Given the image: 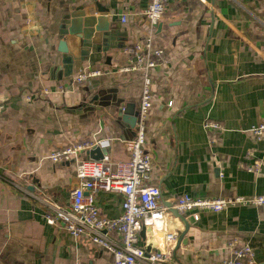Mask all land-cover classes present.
<instances>
[{"label":"crops","instance_id":"obj_1","mask_svg":"<svg viewBox=\"0 0 264 264\" xmlns=\"http://www.w3.org/2000/svg\"><path fill=\"white\" fill-rule=\"evenodd\" d=\"M148 1L0 0V264H112L109 250L46 222L51 205L66 207L78 184L74 163L53 162L49 154L93 140L110 159H125L142 79L119 69L126 47L148 34ZM89 4L106 9L117 46L68 70L57 27L63 13ZM152 38L162 58L150 74L145 182L159 186L172 207L182 193L264 195V140L250 131L264 117V0H169ZM81 68L101 74L73 83ZM91 194L103 216L119 215L120 193ZM180 214L186 230L168 208L164 220L142 224L138 245L159 249L164 233L173 232L176 243L182 239L163 264H223L248 243L251 264H264V206L202 210L197 219Z\"/></svg>","mask_w":264,"mask_h":264},{"label":"built area","instance_id":"obj_2","mask_svg":"<svg viewBox=\"0 0 264 264\" xmlns=\"http://www.w3.org/2000/svg\"><path fill=\"white\" fill-rule=\"evenodd\" d=\"M169 0H149L145 8L148 34L140 41L126 47L127 58L120 71H135L141 74L142 88L136 115L134 135L123 141L126 157L114 161L108 154L100 159H92L87 151L97 146L93 140L74 141L54 148L49 159L53 162H73L78 184L70 191L66 207L51 205L46 216L49 224L61 223L64 230L73 238L86 236L91 243L109 250L113 255L112 264H163L171 257L176 243L173 232H165L161 247L146 250L138 245V231L147 221L165 219L167 207L164 205L161 189L147 184L151 169V156L143 149L145 120L151 105V71L162 58L161 51L152 46V35L156 24L162 17L165 3ZM125 20V17H122ZM101 74L98 69H79L72 78L73 83H82ZM48 88L43 89L47 93ZM26 99L31 96L26 95ZM169 104V103H168ZM206 128H218L215 123H206ZM256 142L264 140V117L250 129ZM103 190L122 195L121 211L116 217L103 216L98 210L92 192ZM91 192V193H90ZM87 193V194H86ZM254 204L264 206V195L250 198L236 197H196L188 193L179 195L174 207L180 213H192L195 219L202 210L220 211L230 205ZM229 245L232 246V243ZM254 252L250 244L235 248L231 257L223 264H251Z\"/></svg>","mask_w":264,"mask_h":264},{"label":"water","instance_id":"obj_3","mask_svg":"<svg viewBox=\"0 0 264 264\" xmlns=\"http://www.w3.org/2000/svg\"><path fill=\"white\" fill-rule=\"evenodd\" d=\"M94 30L97 31L96 34L93 33ZM93 35L97 37H93ZM56 37L58 39L57 51L64 54L61 58V63L64 68L68 66V70L74 62L81 64L84 60H88L90 54L105 52L109 47L117 46L116 44L113 45L115 38L111 23L106 18V9L99 5H95V7H92L91 4L78 6L69 12L63 13L57 27ZM81 44L82 47H80ZM87 154L92 159H100L104 151L102 148L96 146L89 149ZM164 205L173 211L176 217L181 219L185 224L186 230L187 221L185 217L176 208L172 207L170 203L164 202ZM181 239L182 235L177 240L176 248Z\"/></svg>","mask_w":264,"mask_h":264}]
</instances>
